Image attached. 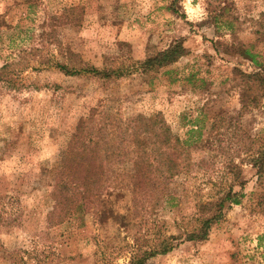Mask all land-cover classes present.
Listing matches in <instances>:
<instances>
[{
	"label": "rangeland",
	"instance_id": "rangeland-1",
	"mask_svg": "<svg viewBox=\"0 0 264 264\" xmlns=\"http://www.w3.org/2000/svg\"><path fill=\"white\" fill-rule=\"evenodd\" d=\"M176 42L185 55L139 74L137 62ZM229 46L264 62V0H0V264H126L136 245L189 228L196 204L230 182L238 203L207 238L177 240L150 264H264V170L252 160L264 98L244 77L258 68ZM57 63L125 74L65 76ZM104 112L160 114L204 162L171 180L161 208L136 215L122 188L130 162L116 163L96 210L58 222L61 152L81 120Z\"/></svg>",
	"mask_w": 264,
	"mask_h": 264
},
{
	"label": "trees",
	"instance_id": "trees-1",
	"mask_svg": "<svg viewBox=\"0 0 264 264\" xmlns=\"http://www.w3.org/2000/svg\"><path fill=\"white\" fill-rule=\"evenodd\" d=\"M231 49L258 68V72L244 74V77L253 82L258 96L264 98V62L257 61L255 54L239 46H229L228 50ZM185 54L183 45L176 42L137 62V70L139 74L148 76ZM69 55L75 57L71 52ZM4 68L2 66L0 71ZM56 68L65 76L87 75L103 80L118 79L125 74L121 67L105 71L90 65L57 63ZM252 160L258 171L262 172L263 144L253 152ZM123 162H130L131 166L129 172L121 175L126 179L122 188L129 192L132 212L136 215L161 208L169 195L171 180L199 167L201 169L204 160H190L187 141L175 135L160 114H138L125 119H116L107 112L99 118L89 116L77 124L55 169L52 211L58 213V222L71 210L72 213L82 214L96 210L113 174L116 175L113 165ZM239 171L238 167H234V181L242 186V181L237 180ZM233 185L230 182L211 201L198 202L195 206L198 215L193 216L194 224L189 228H184L177 235L158 234L145 247L136 245L126 264H150L154 257L172 250L177 240H205L211 226L221 219L224 207L238 203L239 196L233 191Z\"/></svg>",
	"mask_w": 264,
	"mask_h": 264
}]
</instances>
